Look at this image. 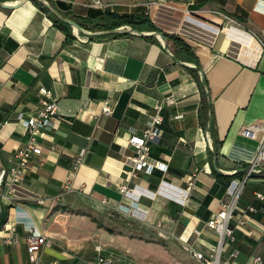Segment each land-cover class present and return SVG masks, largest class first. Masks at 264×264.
<instances>
[{
	"label": "crops",
	"instance_id": "0c3cea01",
	"mask_svg": "<svg viewBox=\"0 0 264 264\" xmlns=\"http://www.w3.org/2000/svg\"><path fill=\"white\" fill-rule=\"evenodd\" d=\"M45 1L54 17L82 31L69 24L68 36L30 0L0 7V168L25 143V121L45 99L40 88L50 91L46 99L56 102L57 116L37 136L41 152L30 157L13 192L0 189V264H91L65 247L64 236H89L86 224L99 225L86 214L101 205L123 215L131 205L208 252L217 234L205 222L233 198L231 191H238L233 239L220 261L252 264L256 255L264 261V0ZM110 12L148 15L157 30L104 29ZM158 32L179 36L196 60L178 56L176 44ZM105 102L110 114L102 112ZM204 103L216 154L200 122ZM158 104L161 133L149 156L167 168L135 169L129 138L148 126ZM249 126L259 128L246 135ZM258 153L259 170L246 176ZM30 228L52 240L36 263L25 243ZM14 235L18 242L6 241Z\"/></svg>",
	"mask_w": 264,
	"mask_h": 264
},
{
	"label": "built area",
	"instance_id": "2783aa9c",
	"mask_svg": "<svg viewBox=\"0 0 264 264\" xmlns=\"http://www.w3.org/2000/svg\"><path fill=\"white\" fill-rule=\"evenodd\" d=\"M93 4L95 6H102L100 0H93ZM75 31L77 34L78 30L76 29ZM78 38L80 37L78 36ZM261 46L264 50V42H261ZM40 93L45 96V99L42 100V106L38 109V111L25 121L27 134L25 143L15 150L13 163L7 167L0 168V189L3 186H6L10 193L14 190L13 186H15L22 179L30 157L33 154L41 152V147L37 142V136H39L41 132L57 118L56 102L54 100L46 99L50 97V91L45 88H40ZM160 109L161 104H158L156 106V111L149 118L148 126L144 128L140 134H132L129 138V143L135 148V155L129 157L128 159L135 169L145 168L146 171L150 172L153 168H159L162 170H166L167 168L166 164L149 156L150 143L158 139L161 133L160 124L162 122V115L160 113ZM102 112L104 114L111 113V108L106 102L102 105ZM257 128L259 127L249 126L242 132L249 135ZM81 155L82 153L78 155L76 162L80 161ZM260 159L261 155L258 153L250 162L246 176H249V174L253 171L259 170L257 166ZM121 190L124 191L126 196H128L129 191L125 187H121ZM237 193L238 191H231L233 198L229 201H223L219 210L205 222V226L214 230L217 234V242L208 252L200 251L185 241L187 243L186 248L198 264H222L220 261V253L223 245L227 239H233V228L229 226V222L233 217V209ZM257 196L261 197L260 194H257ZM40 202H43V200H40ZM125 211L131 215L137 214L136 208L131 205H127ZM240 223H243V221L240 220ZM6 241L18 242L19 236H9L6 238ZM25 243L31 261L36 263V253L43 246H51L52 240L48 236L39 232L37 229L30 228L29 233L25 236ZM96 264L113 263L111 259L102 256L100 254V248H98ZM252 264H264V261L260 258V256L256 255L252 260Z\"/></svg>",
	"mask_w": 264,
	"mask_h": 264
},
{
	"label": "rangeland",
	"instance_id": "374dc122",
	"mask_svg": "<svg viewBox=\"0 0 264 264\" xmlns=\"http://www.w3.org/2000/svg\"><path fill=\"white\" fill-rule=\"evenodd\" d=\"M86 214L99 226L89 236H64L70 238L65 247L73 255L96 264L97 249L112 260L113 264H196L198 263L178 236L168 232L167 227L148 220L145 215H125L107 206L93 207Z\"/></svg>",
	"mask_w": 264,
	"mask_h": 264
},
{
	"label": "trees",
	"instance_id": "16d2710c",
	"mask_svg": "<svg viewBox=\"0 0 264 264\" xmlns=\"http://www.w3.org/2000/svg\"><path fill=\"white\" fill-rule=\"evenodd\" d=\"M0 1H5V0H0ZM30 1H32L41 10H44L45 12H47L52 17L54 25L64 30L68 36L71 35V27L68 23L54 17L50 13L48 8L40 0H30ZM106 21L107 23L106 25H104V29H108V30H113L121 25H129L132 27V29L138 30V31L145 30V29L157 30L154 24L151 22L148 15H145V14H137V15L132 14L131 15V14H118V13L110 12L106 15ZM161 33L163 34L164 39L172 40L176 44V46L179 48L178 56L185 57L186 59H188V61L191 59L196 60V57L191 52L189 45L183 39H181L179 36L175 34H169L166 32H161ZM148 38L158 43V40L155 37L149 36ZM198 80L202 86L203 80L200 77ZM207 107H208L207 104L204 103L202 107V111L204 110V116L202 115L200 122L204 128H207L210 131V134L213 137V144H214L213 153L216 154L219 142H217L215 139L216 132H215L214 124H213L212 115L211 114L209 116L206 115Z\"/></svg>",
	"mask_w": 264,
	"mask_h": 264
},
{
	"label": "water",
	"instance_id": "95a60500",
	"mask_svg": "<svg viewBox=\"0 0 264 264\" xmlns=\"http://www.w3.org/2000/svg\"><path fill=\"white\" fill-rule=\"evenodd\" d=\"M26 0H15V1H0V7H3V8H6V9H13V8H16V7H18V6H20V5H22L24 2H25ZM46 7H48V8H50L51 10H53L52 9V7L45 1V0H40ZM58 18L60 19V20H62V21H64V22H66V23H68V24H70L71 26H73L74 28H76L78 31H82V28L75 22V21H73V20H71V19H68V18H64V17H62V16H58ZM113 30H118V28H115V29H113ZM137 32H139V33H142L141 31H138V30H136ZM155 34H157L158 35V37L162 40V41H164L165 39H164V36H163V34L161 33V32H158V33H155Z\"/></svg>",
	"mask_w": 264,
	"mask_h": 264
},
{
	"label": "bare ground",
	"instance_id": "6f19581e",
	"mask_svg": "<svg viewBox=\"0 0 264 264\" xmlns=\"http://www.w3.org/2000/svg\"><path fill=\"white\" fill-rule=\"evenodd\" d=\"M75 30H76V28H75Z\"/></svg>",
	"mask_w": 264,
	"mask_h": 264
}]
</instances>
